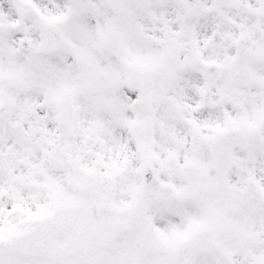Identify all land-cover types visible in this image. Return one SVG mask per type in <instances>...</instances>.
I'll return each instance as SVG.
<instances>
[{"label": "snow or ice", "instance_id": "snow-or-ice-1", "mask_svg": "<svg viewBox=\"0 0 264 264\" xmlns=\"http://www.w3.org/2000/svg\"><path fill=\"white\" fill-rule=\"evenodd\" d=\"M0 264H264V0H0Z\"/></svg>", "mask_w": 264, "mask_h": 264}]
</instances>
